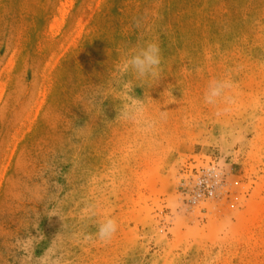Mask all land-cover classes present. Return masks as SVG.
<instances>
[{
	"label": "rangeland",
	"instance_id": "rangeland-1",
	"mask_svg": "<svg viewBox=\"0 0 264 264\" xmlns=\"http://www.w3.org/2000/svg\"><path fill=\"white\" fill-rule=\"evenodd\" d=\"M0 264H264V0H0Z\"/></svg>",
	"mask_w": 264,
	"mask_h": 264
},
{
	"label": "clouds",
	"instance_id": "clouds-1",
	"mask_svg": "<svg viewBox=\"0 0 264 264\" xmlns=\"http://www.w3.org/2000/svg\"><path fill=\"white\" fill-rule=\"evenodd\" d=\"M161 48L156 42H147L137 49L127 54L122 62L121 68L118 69L116 83L122 87L125 94V102L122 104L116 118L125 121L140 124L145 120V106L143 100L136 98L133 89L136 86L126 77L132 74L136 80L144 82L148 80L157 81L161 75ZM230 87V82L226 80H217L210 83L208 91L205 94V101L214 104L217 98L223 96L225 89ZM103 103V101H102ZM116 231V224L109 219L102 223L98 229L100 240H107Z\"/></svg>",
	"mask_w": 264,
	"mask_h": 264
}]
</instances>
